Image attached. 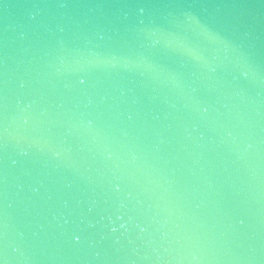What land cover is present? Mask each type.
I'll use <instances>...</instances> for the list:
<instances>
[{
	"label": "water",
	"instance_id": "water-1",
	"mask_svg": "<svg viewBox=\"0 0 264 264\" xmlns=\"http://www.w3.org/2000/svg\"><path fill=\"white\" fill-rule=\"evenodd\" d=\"M0 264H264V0H0Z\"/></svg>",
	"mask_w": 264,
	"mask_h": 264
}]
</instances>
